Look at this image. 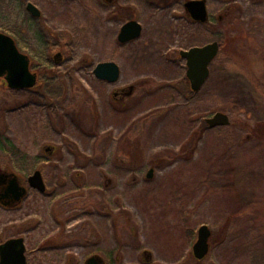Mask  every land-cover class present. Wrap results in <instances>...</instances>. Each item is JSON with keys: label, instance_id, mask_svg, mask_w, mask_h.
Masks as SVG:
<instances>
[{"label": "rangeland", "instance_id": "obj_1", "mask_svg": "<svg viewBox=\"0 0 264 264\" xmlns=\"http://www.w3.org/2000/svg\"><path fill=\"white\" fill-rule=\"evenodd\" d=\"M104 1L0 0V31L40 74L25 89L0 77V134L28 159L0 151L2 187L15 174L28 188L0 203V240L22 236L27 264H264V0H205L203 22L187 0ZM128 19L142 33L119 43ZM213 40L192 92L179 51ZM111 59L117 80L96 77ZM217 111L229 124L206 123ZM36 169L45 192L27 184ZM201 224L209 250L196 259Z\"/></svg>", "mask_w": 264, "mask_h": 264}, {"label": "water", "instance_id": "obj_2", "mask_svg": "<svg viewBox=\"0 0 264 264\" xmlns=\"http://www.w3.org/2000/svg\"><path fill=\"white\" fill-rule=\"evenodd\" d=\"M25 8L34 16L40 15V10L30 1H27ZM184 8L191 15L192 19L205 21L207 9L205 0H187ZM141 24L134 20L124 22L118 34V39L125 42L139 36ZM219 51L218 41L207 42L203 45H194L187 49H181L180 55L186 60V78L189 81L192 91H197L204 84L209 73V64L216 57ZM95 76L114 82L119 76L118 65L113 61H102L94 68ZM0 77H3L9 88L25 89L36 83V75L29 68L28 56L20 51L12 36L0 31ZM209 126L227 125L229 117L227 114L217 111L211 117L205 119ZM152 169H149L146 176L150 177ZM4 175H0V185ZM30 187L40 191L45 189L41 171L34 170L27 177ZM4 192L0 193V200L11 193L14 201H19L26 193V188L19 184L18 178L13 174L7 180ZM5 204V203H4ZM211 230L206 224H201L197 229V237L192 245V253L196 259H202L209 250V238ZM0 264H26L25 244L22 236L10 237L0 243ZM87 264H100L95 256L87 259Z\"/></svg>", "mask_w": 264, "mask_h": 264}, {"label": "flooded vegetation", "instance_id": "obj_3", "mask_svg": "<svg viewBox=\"0 0 264 264\" xmlns=\"http://www.w3.org/2000/svg\"><path fill=\"white\" fill-rule=\"evenodd\" d=\"M116 0H105L104 2H105V4H107V5H112V3H113V6L115 7V9L116 8H118V9H125V8H123V7H119L118 5H115L116 4V2H115ZM27 2V1H26ZM26 4V3H25ZM118 9H116V10H118ZM116 10H115V12H116ZM28 12V14H29V16L30 17H32L33 19H39L40 17H41V15H42V13H41V11H40V15L39 16H34V15H32L29 11H27ZM187 14L189 15V17L190 18H192L191 17V15L188 13V11H187ZM120 15V14H119ZM121 17V16H120ZM128 20H131V19H128ZM128 20H126V21H128ZM126 21H124V22H126ZM123 22V23H124ZM139 22V21H138ZM140 23V22H139ZM141 24V23H140ZM121 27V26H120ZM119 31H120V29H119ZM119 31H118V34H119ZM141 33H142V25H141V31H140V34H139V36L141 35ZM9 35H12V34H10V33H8ZM118 34H117V41L119 42V43H125V42H128V41H131V40H133V39H131V40H128V41H125V42H121V41H119V39H118ZM138 36V37H139ZM12 37H13V39H14V41H15V43H16V45H17V42L19 43V42H21V40L20 39H18L17 37L18 36H16V35H12ZM137 38V37H136ZM16 39V40H15ZM21 39H24L22 36H21ZM135 39V38H134ZM62 41V40H61ZM61 41H59V40H45V48H50V49H56L57 47H59L60 45L62 46V44H61ZM20 44H22V45H24V44H26L25 43V41L23 40V42H21ZM17 47H18V45H17ZM20 50V49H19ZM21 51V50H20ZM26 54V53H25ZM26 55H28V54H26ZM179 55H180V51H179ZM181 56V55H180ZM153 57V56H152ZM28 58H29V60H31V58L29 57V55H28ZM182 58V57H181ZM184 59V58H183ZM53 60L56 62V60H57V57H56V55L53 57ZM106 61H113V62H115L117 65H118V68H119V75H120V72H121V68H120V65H119V63L116 61V60H106ZM185 64H186V60H185ZM29 68H30V65H29ZM95 68V67H94ZM94 68H93V74L95 75V73H94ZM31 70V69H30ZM31 72H33L35 75H36V82H37V80H38V76L37 75H40L37 71H33V70H31ZM185 75H186V70H185ZM41 174H42V177H43V173L41 172ZM27 181V180H26ZM43 181H44V177H43ZM18 182H19V184L20 185H22V186H24L23 184H21L20 183V181L18 180ZM3 183H4V181L3 182H1V185H0V193H2V192H4V187H6L7 186V183H5V185L2 187V185H3ZM27 184H28V182H27ZM44 184H45V189L43 190V192H45L46 191V183H45V181H44ZM29 186V185H28ZM25 188H26V193L28 192V188L26 187V186H24ZM30 187V186H29ZM24 197V196H23ZM22 197V198H23ZM21 198V199H22ZM19 201H14L13 200V197L11 196V193H8V195L7 196H5V197H3L2 198V200H0V203H2L3 205H6V206H8V205H14V204H16V203H18ZM5 203V204H4ZM11 237H13V236H11ZM10 238V237H9ZM4 240H6V239H4ZM4 240H2L1 242H3ZM0 242V243H1ZM24 244H25V240H24ZM25 256H26V244H25ZM26 264H27V260H26Z\"/></svg>", "mask_w": 264, "mask_h": 264}, {"label": "trees", "instance_id": "obj_4", "mask_svg": "<svg viewBox=\"0 0 264 264\" xmlns=\"http://www.w3.org/2000/svg\"><path fill=\"white\" fill-rule=\"evenodd\" d=\"M62 38L63 37H59L58 38V40L59 41H61L62 40ZM220 51V50H219ZM218 51V52H219ZM184 80H187L186 79V77L184 78ZM201 88V87H200ZM199 90V89H198ZM197 90V91H198ZM192 92H194V91H192ZM0 151L1 152H4V153H7V155H9L10 156V158H16V160L15 161H18V163L19 164H23V163H25V162H27V157H25V156H22L21 154L19 155L18 153H16L15 151H14V148H13V145H12V142L7 138V137H3L1 134H0ZM14 160V159H13ZM31 160H33V162L34 163H29L30 165H31V168H33L34 167V165L37 163V162H39L40 160H41V158L40 157H37V158H33V159H31ZM36 166V165H35ZM14 167H16V168H18L19 170H21V168H19V166H16V165H14ZM212 237H214V239H215V237H216V234H215V232H213L212 233ZM219 237V236H218ZM218 237H216V238H218ZM1 241V240H0ZM146 251H142V254H141V259L143 260V261H146V259H145V255H144V253H145Z\"/></svg>", "mask_w": 264, "mask_h": 264}]
</instances>
